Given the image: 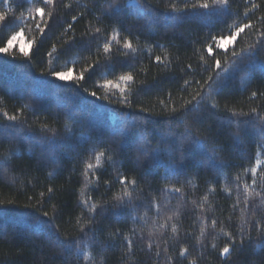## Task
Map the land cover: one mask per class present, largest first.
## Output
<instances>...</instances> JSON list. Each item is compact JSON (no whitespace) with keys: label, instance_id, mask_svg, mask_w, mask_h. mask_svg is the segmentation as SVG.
Listing matches in <instances>:
<instances>
[{"label":"trees","instance_id":"trees-1","mask_svg":"<svg viewBox=\"0 0 264 264\" xmlns=\"http://www.w3.org/2000/svg\"><path fill=\"white\" fill-rule=\"evenodd\" d=\"M204 2L0 0V264H264V0Z\"/></svg>","mask_w":264,"mask_h":264},{"label":"snow or ice","instance_id":"snow-or-ice-1","mask_svg":"<svg viewBox=\"0 0 264 264\" xmlns=\"http://www.w3.org/2000/svg\"><path fill=\"white\" fill-rule=\"evenodd\" d=\"M20 2L21 3H25L26 0H20ZM53 2H54V0H44V3L46 5L53 4ZM227 5H228V0H214L213 3H208V2L201 3V4L198 5V7L200 9L205 10L203 13H201L202 15H212V14L216 13L220 8H226ZM196 7H197L196 5H193V8L194 9ZM36 12L38 13V15L40 17H43L45 15L43 8H37L36 9ZM7 23H8L7 17L5 15H0V27L6 26ZM38 27H39V25H38ZM246 27H248V25H245L244 27L238 28L237 31L234 34H230L228 36H221V37H219L218 43L216 44V47H218L220 49L226 48V45L228 43L234 42L237 39V37L239 36V34L241 32H243L244 31V28H246ZM97 32H99V29H97ZM17 35H19V33H17ZM95 38L96 37H93L92 39L94 40ZM16 39H17V36H12L10 39H8L7 42H6V45L4 47H0V53H4V54L9 53V50L13 47V41H15ZM216 39L217 38L213 37V40H216ZM85 43H87V44L90 45L91 44V40H85ZM125 47L126 48H130L131 45L128 44V43H126L125 44ZM20 51L23 53V55L25 57L29 56V53L27 51H25L23 47H21ZM104 51L105 52L109 51L108 44H105L104 45ZM207 51H208L209 54H212L213 53L212 46H209L208 49H207ZM156 61L157 62L160 61V57L159 56L156 57ZM219 66H220V62L217 61V67H219ZM95 67L96 66L94 65L91 70L94 71L95 70ZM240 70L243 71L244 69L241 68ZM72 73H73V70L72 69H69L68 71H60V72H55L54 71L51 74H52V76L56 77L57 79H59L61 81H68V80L73 79ZM76 79L79 80V81H83L85 79L84 74L81 73L80 76L77 77ZM119 79L121 81L128 82V81H132L133 80V76L132 75H121L119 77ZM109 83H111V82L109 81ZM209 87H211V85H209ZM121 91H123V90H121ZM92 95L95 96L96 93L93 92ZM253 95L255 96L256 93H253ZM123 102L124 103H128V101H127L126 98L123 100ZM9 119L10 120H15L16 118L15 117H9ZM126 131L127 130H124V131L119 132L118 133V136L122 138L126 134ZM186 139L189 142H196V137L193 136L191 134V132H189L187 134ZM113 142H115V141H113ZM141 151H145V150L142 148ZM181 151H182V149H181ZM97 159H99V157H97ZM3 163L4 162H0V167H3ZM92 167L93 166L91 164L88 165V168L89 169H92ZM253 171H255V170H253ZM120 183L121 184L125 183V180H121ZM133 184H135V181H133ZM49 191L51 192L52 190L49 189ZM176 191H179V189H177ZM128 203H131V201L129 200ZM241 244H243V241H241ZM230 252H231V247L230 246H225L223 248V250H222L221 255H223V256L226 257V256H228L230 254ZM184 254H185L184 252L181 253L182 256Z\"/></svg>","mask_w":264,"mask_h":264},{"label":"rangeland","instance_id":"rangeland-1","mask_svg":"<svg viewBox=\"0 0 264 264\" xmlns=\"http://www.w3.org/2000/svg\"><path fill=\"white\" fill-rule=\"evenodd\" d=\"M19 44L20 47H23L24 49L29 48V43L25 40V38L22 35H19L15 41H13V45Z\"/></svg>","mask_w":264,"mask_h":264}]
</instances>
